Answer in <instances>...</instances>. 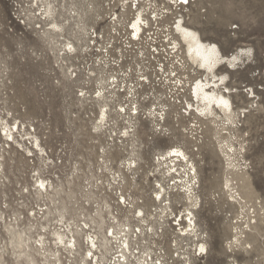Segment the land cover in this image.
<instances>
[{"label":"rangeland","instance_id":"374dc122","mask_svg":"<svg viewBox=\"0 0 264 264\" xmlns=\"http://www.w3.org/2000/svg\"><path fill=\"white\" fill-rule=\"evenodd\" d=\"M189 1L179 25L229 59L211 73L179 32L192 83L217 85L231 110L199 114L191 88L189 115L171 104L155 121L148 112L164 97L138 90L140 115L120 114L132 99L96 61L103 42L90 46L89 30L105 28L104 2L0 0V264H91L88 237L111 264L121 254L103 237L124 229L133 264H264V0Z\"/></svg>","mask_w":264,"mask_h":264},{"label":"built area","instance_id":"2783aa9c","mask_svg":"<svg viewBox=\"0 0 264 264\" xmlns=\"http://www.w3.org/2000/svg\"><path fill=\"white\" fill-rule=\"evenodd\" d=\"M100 1L104 2L105 16L101 20L106 22V26L100 31L90 28V46L96 47L98 41L103 42V47L99 46L95 51L100 54L96 61L104 69H112L110 89L116 93L128 92V99H132L130 107L126 103L120 106V114L140 115L138 90L148 89L152 94L156 92V102H161L163 97L166 100V107H152L149 116L157 111L165 114L171 104H185L187 111L184 114L189 115L191 103H188L186 92L190 89L192 93L195 74L177 36L180 35L179 23H185L183 16L186 11L183 12V9L190 6V1ZM137 26H140V30H137ZM133 62H136L134 69ZM117 70L123 73L115 74ZM132 75H135L137 82L125 83ZM130 88L133 90L130 91Z\"/></svg>","mask_w":264,"mask_h":264},{"label":"bare ground","instance_id":"6f19581e","mask_svg":"<svg viewBox=\"0 0 264 264\" xmlns=\"http://www.w3.org/2000/svg\"><path fill=\"white\" fill-rule=\"evenodd\" d=\"M50 15H51V11L45 12L44 16L43 14H41V16H43L41 18V21L46 22L49 19V17H51ZM139 27L140 26H137V30H140ZM48 30L49 31L52 30L55 33H57V32H61L62 27L59 24H53L51 28ZM44 31L46 35L47 33L50 34V32L46 30V28H44ZM178 31L182 34V36L187 41L188 49L190 53L193 54V57L194 58L196 57L195 59H198L200 64L203 65L211 73H213L219 65L226 64V62L229 61V59H225L222 56H220V52L216 46L205 44L195 32L187 29L184 25L180 24L178 27ZM59 47L60 45L58 46V48ZM66 48L67 49H65V51L63 50L62 53L63 55L67 54L68 56V53H71L74 50V48L71 45L70 46L68 45V47ZM243 54L244 53L241 51L235 56H233L232 62L234 63L239 62L242 59ZM232 62H230V64H232ZM216 86L217 85L211 84V82L206 81V83H204V81L201 80L198 83H196V85L194 86L195 88L192 89V92L194 91V94L196 95L198 102L200 101L202 103L201 107L198 108L199 114H202L208 117V116H215L217 114V109H220V110L225 109L228 111L231 110L230 100L224 94H222V92L215 91L214 88ZM102 94L103 92L100 91L99 94H97V98H101V99L104 98ZM155 113H152V117L155 119V121L157 119L164 120V115H165L164 113L162 112L157 113V114ZM101 116H102V122H106L107 117H108L107 106H104L102 108ZM166 155L169 156L170 158H175L174 160L177 162H180V163L187 162L186 153L181 149H172L168 151ZM133 167H135L133 166V163H129V168L131 169ZM192 170L194 171L191 173L195 175L196 172H195V167L193 165H192ZM39 187L45 189V182L41 181ZM190 223L193 224L191 219H190ZM129 234L130 233H128L126 229L120 230V231L112 230V231H108L106 236L103 237V247L105 248L108 254H111L113 251H116L115 253L121 254L118 260L115 259L114 262H113V258L108 259V257H105L106 262H110L111 264H133L132 259L136 261L137 257H134V253L131 254V256H129L130 254L129 253L130 252V242H129L130 235ZM60 242L63 245H65V248L67 249L69 248L71 253L74 250H76V252H79L76 247V244L72 243V241L65 243L64 239L60 237ZM114 245H116V247H114ZM95 249H98L95 243V240L88 237L87 250L85 252V259L83 260L84 262L90 261L91 264H100V261L98 260L99 257L97 255L98 252H95ZM200 250L203 253L205 252L204 245L200 246ZM101 261H104V260H101ZM137 261L139 262V264H149L148 260H146V258L144 259L143 257H139Z\"/></svg>","mask_w":264,"mask_h":264},{"label":"snow or ice","instance_id":"6c2138e0","mask_svg":"<svg viewBox=\"0 0 264 264\" xmlns=\"http://www.w3.org/2000/svg\"><path fill=\"white\" fill-rule=\"evenodd\" d=\"M185 2H186V0H185ZM203 250V249H202Z\"/></svg>","mask_w":264,"mask_h":264}]
</instances>
